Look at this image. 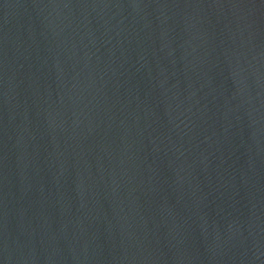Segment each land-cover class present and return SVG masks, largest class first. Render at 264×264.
<instances>
[{
    "label": "water",
    "instance_id": "95a60500",
    "mask_svg": "<svg viewBox=\"0 0 264 264\" xmlns=\"http://www.w3.org/2000/svg\"><path fill=\"white\" fill-rule=\"evenodd\" d=\"M0 264H264V0H0Z\"/></svg>",
    "mask_w": 264,
    "mask_h": 264
}]
</instances>
